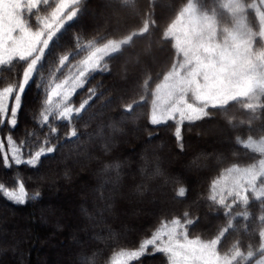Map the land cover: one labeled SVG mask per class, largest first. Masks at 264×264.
I'll return each instance as SVG.
<instances>
[{"label": "trees", "instance_id": "trees-1", "mask_svg": "<svg viewBox=\"0 0 264 264\" xmlns=\"http://www.w3.org/2000/svg\"><path fill=\"white\" fill-rule=\"evenodd\" d=\"M58 1L24 6L20 15L25 26L41 28V20ZM164 1L170 2L166 9ZM228 1L109 0L114 8L102 23L87 11L99 8L98 0H76L65 10L70 15L37 56L17 124L0 125V220H12L11 212L26 217L22 236L0 231V264H116L122 253L139 251L144 240L173 221L187 238L212 242L229 264H264V173L254 179L247 173L264 162V153L251 145L264 139V96L207 105V116L194 122L174 115L158 125L150 123L155 90L181 60L168 29L187 4L212 18L218 43L226 40L242 14L254 35L253 53H260L263 42L250 5L256 0H238L243 9ZM109 42L116 43V49L83 70V59ZM144 51H151L152 62L141 55ZM126 55L134 58L124 62ZM22 64L14 59L0 65V91L15 86ZM75 74L80 83L71 94L51 95L57 84ZM62 113L71 116L60 118ZM214 126L225 134L212 132ZM201 131L206 137L196 136ZM47 147L54 151L47 153ZM13 148L20 149L24 161L41 148L45 153L35 167L17 166ZM234 172L243 183L240 189L227 180ZM21 184L27 194L24 204L5 195V189L18 191ZM53 188L61 190L65 202L45 200L46 190ZM134 205H140L141 213L130 216ZM47 208H56L61 216L66 211L76 223L66 219L67 228L62 229L55 217L49 225L42 224ZM4 228L10 231L9 225ZM69 239L75 260L57 259L47 246L40 261L42 240L62 247ZM4 249L8 251L2 254ZM154 251L150 247L138 260L118 264H168L164 254Z\"/></svg>", "mask_w": 264, "mask_h": 264}, {"label": "rangeland", "instance_id": "rangeland-1", "mask_svg": "<svg viewBox=\"0 0 264 264\" xmlns=\"http://www.w3.org/2000/svg\"><path fill=\"white\" fill-rule=\"evenodd\" d=\"M40 0H0V38L5 34V29L7 27H12L13 31L10 35L14 39H20L23 36H28L32 41V47L28 53L23 57V68L20 70L19 78L13 87L17 92H19L20 87L23 86L25 79L29 78L34 65L37 60V56L45 48L48 41L50 40L53 33L61 26V24L70 15L64 14L65 10L72 5L76 0H59L54 10L43 18L41 28H28L22 21L20 11L25 7L34 8ZM100 3L99 8H88L87 11L93 20L100 23L104 22L107 18V14H111L114 6L109 0H98ZM234 8L243 9L239 5L238 0H229ZM170 2H162V7L168 8ZM254 13L256 14V20L258 23L257 36L263 42V46L258 55H255L252 50L253 34H251L244 25V20L242 14L239 15L238 21L233 29L229 32L226 40L222 43H218L213 40L214 27L213 20L210 16L205 13L198 11L192 3L187 4L178 17L174 20L168 29L169 35L175 42L178 52L181 54L180 62L170 70L162 82L157 86L155 90V101L153 104V111L157 105L160 104L162 109L169 108L170 110L179 103V94L176 92L175 85L181 80H187L191 78V73L197 69L201 64L208 65L211 64L214 69H216L222 78L224 84V91H222L215 99V101H208L207 103H201L200 107H206L207 105H215L225 103L229 100L245 97L250 94H256L258 96H264V0H256L250 4ZM151 48L153 49L155 44L154 40ZM8 47H12V40L8 41ZM159 47V46H158ZM116 49V43L109 42L105 46H101L93 50L89 55H87L82 62L83 70H88L96 65L99 59H101L106 53L112 52ZM0 55H3L2 50H0ZM141 55H146L148 60L152 62L153 56L151 58V51L142 52ZM134 57L124 56L122 60L124 62H129ZM200 83L203 85L205 81L203 80V71L199 73ZM79 74H75L74 77H70L67 80L61 81L52 90L51 95L53 97H65L73 92L75 88L79 85ZM5 90V89H4ZM1 90L0 92H3ZM171 94V95H169ZM255 96V95H254ZM188 100L191 103L196 104L197 102L192 98L191 94L188 95ZM167 101V103H162ZM14 103V99L9 101ZM152 111V115H153ZM178 115V114H175ZM179 116V115H178ZM228 129V128H227ZM212 132L224 135V129L220 127H212ZM210 129L208 130V132ZM198 137H206L204 132L195 133ZM89 137V136H88ZM87 140L90 141V137ZM252 147L258 149L264 153V139L251 141ZM202 146L199 144V147ZM126 166V165H125ZM124 166V167H125ZM126 168V167H125ZM264 162H261L256 168L248 171L250 174V179L258 177L260 174L264 173ZM237 172L231 173L228 177L229 184L234 186L236 189H240L241 183H239V176L236 175ZM71 197V196H70ZM45 200L52 199L56 202H65L61 190L47 189L44 194ZM81 198L75 200V203L79 204ZM71 205L70 201H66L65 207L69 208ZM136 206V205H134ZM39 207V206H37ZM48 207V206H47ZM130 207V206H129ZM138 207V209L136 208ZM135 208H129L128 214L132 216L133 214L141 213L140 205ZM46 214V219L42 224H48L54 220L55 217L60 218L62 223V229H66V219L74 221L72 215H68L64 211L61 216L60 212L56 208L49 210L47 208L44 210ZM9 216L13 217L1 219L0 220V231L3 234H8L10 236L23 235L24 228L22 229L23 220L26 217L16 216L13 212L9 213ZM19 221V225H16V221ZM76 223V222H73ZM80 223V222H78ZM9 225L8 233L5 231L4 226ZM80 224L74 225L78 228ZM172 227V226H170ZM60 229V230H62ZM58 232L59 229H56ZM66 231V230H65ZM60 236V235H59ZM183 240V237H179ZM55 238L52 236L53 241ZM191 241H196L200 245L207 246V248L215 253V264H229L231 260L227 257L219 255L210 241H202L197 238H187ZM72 240L62 242V247L53 244L48 240H42L41 251H39L40 261L44 260L43 250L49 246L54 250V254L57 259L65 258L70 262L75 258V255L70 250L69 244ZM7 249L2 250V254L7 253ZM14 253L15 250H11ZM64 256V257H63ZM122 256V255H121ZM119 256L116 264L123 262L127 259V254L122 257ZM121 257V258H120ZM79 260V259H78ZM259 263V262H258Z\"/></svg>", "mask_w": 264, "mask_h": 264}, {"label": "snow or ice", "instance_id": "snow-or-ice-1", "mask_svg": "<svg viewBox=\"0 0 264 264\" xmlns=\"http://www.w3.org/2000/svg\"><path fill=\"white\" fill-rule=\"evenodd\" d=\"M12 31V27H7L4 36L0 38V50L3 52V55H0V65L10 64L14 59L24 61L23 57L32 47V41L28 36L14 39L10 35ZM9 40H12L11 48L8 47ZM201 71H203V80L205 81L203 85L200 83L199 73ZM30 80V78L25 79L19 92L14 88L5 89L3 92H0V125L6 121L10 126L17 124V115L22 106L23 94ZM175 89L179 94V103L171 110L169 108L162 109L160 104L157 105L150 120L151 124L158 125L166 120H171L175 114L179 115L180 121L194 122L202 119L207 116V108L197 105L207 103L208 101H215L216 97L224 91V84L220 73L211 64H201L191 73L190 79L179 81L175 85ZM189 94L197 102L196 104L189 102L187 98ZM12 99H14V103L9 102ZM162 103H167V101H163ZM9 113L11 119H7ZM70 116L71 114L62 113L60 118L68 119ZM48 119L49 117L47 115L44 116V121H48ZM180 131V127H177V139L180 138ZM53 132H55V128ZM53 151L54 149L52 147H47L46 149L47 153H52ZM19 152V148L12 149V160L17 166L26 163L35 167L40 157L45 153V149L41 148L40 151H37L26 161L20 158L18 155ZM4 164L5 166L9 165V159L7 157L4 159ZM0 187L3 186L0 185ZM5 195L15 203H26L27 194L23 184L20 185L18 191H8L5 189ZM181 195H183V189L181 190ZM223 202V200L220 201V203ZM172 225V227L161 228L150 239L144 240L139 245V251L127 253V261L132 262L138 260L143 255L148 254L149 248L152 247L155 249L152 254L154 255L156 252L164 254L167 257L168 264H215L216 257L214 252L210 251L207 246L187 239L185 232L178 233L176 221H173ZM181 236L183 240L179 238ZM121 255L124 254L122 253Z\"/></svg>", "mask_w": 264, "mask_h": 264}]
</instances>
